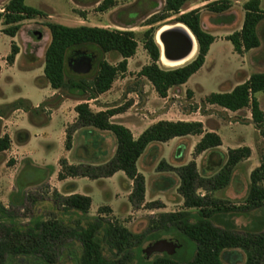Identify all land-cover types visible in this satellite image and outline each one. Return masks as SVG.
Wrapping results in <instances>:
<instances>
[{"label": "trees", "instance_id": "obj_1", "mask_svg": "<svg viewBox=\"0 0 264 264\" xmlns=\"http://www.w3.org/2000/svg\"><path fill=\"white\" fill-rule=\"evenodd\" d=\"M189 0H164L161 14H153L146 25L143 36V48L147 51L150 63L142 66L138 72L145 78L160 97H165L169 89L187 82L203 64L214 36L201 25L200 8L182 12ZM260 0H246L242 7L243 21L240 29L227 36L233 50L239 54L256 48L260 44L258 25L264 19V9ZM113 5V0H103L98 10L105 11ZM229 0H214L206 3L204 8L211 12L221 13L229 9ZM38 8L29 6L25 0H8L0 12L3 33L14 37L20 30L21 22L36 15H43ZM176 16L174 22L184 24L193 34L197 44L195 56L183 65L164 67L160 63L163 57L169 61L163 52V46L155 41L158 28L152 25L170 16ZM49 40L44 49L43 77L49 85L59 91L58 94L43 101L38 108L24 98H18L0 107V115L22 108L29 115L39 111L44 105H57L64 97L74 96L81 100L75 106L76 121L67 127L65 148H71L72 133L82 127H92L98 130L110 131L115 136L113 156L101 164H69L66 159L59 160V180L65 177H87L98 179L112 176L122 171L131 180L132 187L129 201L133 206L142 203L145 193V179L138 171L137 161L144 150L152 142H167L176 137L200 135L194 146V153L200 154L206 150L221 145L220 135L213 130H205L198 120H159L146 127L136 138L129 128L121 123L111 121V117L125 111L124 107H110L94 111L88 101L108 91L120 73L126 71L127 60L136 53L138 42L135 32L131 30L109 29L100 26L77 25L69 26L58 22L44 23ZM98 51L97 69L91 78L84 75H69L66 71V60L70 54H82L81 48ZM18 49L11 44V52L6 61L14 60ZM115 54L119 57L117 63L109 62L103 55ZM86 93L79 96V93ZM264 92V72H255L244 81L236 84L231 90L212 92L205 97L208 104L218 105L229 111L248 108L253 123L264 137V113L259 106L256 94ZM18 142H25L28 134L17 132ZM10 145L8 136L0 137V152ZM250 154L249 147L231 148L227 151L226 161L219 171L211 176L201 175L194 160L175 167L159 163L160 170L174 171L179 179L178 192L183 199V209L176 212H160L149 215L144 231L135 233L116 221L107 217L108 206H100L98 214L88 217L91 198L88 195L72 193L63 195L56 189L52 191L51 204L55 211L63 215L73 212L79 217L75 226L65 222L63 218H44L34 215L26 223L19 221L15 213L0 201V264L19 255H39L46 264H63L59 262L60 249L64 245L73 247L77 244L80 255L73 258L75 264H130L135 256L134 247L148 236L159 233L184 235L194 242V254L190 260H180L163 254L156 257L150 264H223L221 254L225 249L240 248L246 255L244 264H264V226L258 232H238L217 226L211 217L219 211H227L220 207L221 202L208 193L200 195L199 188L211 192L228 185L232 168ZM163 165V168H161ZM47 182V170L32 166L25 160L24 166L15 180L16 190L22 192L31 185ZM247 210H257L264 205V159L250 173V184L244 199ZM149 208H161V203L151 202ZM194 210V211H192ZM69 239V240H68Z\"/></svg>", "mask_w": 264, "mask_h": 264}, {"label": "rangeland", "instance_id": "obj_2", "mask_svg": "<svg viewBox=\"0 0 264 264\" xmlns=\"http://www.w3.org/2000/svg\"><path fill=\"white\" fill-rule=\"evenodd\" d=\"M102 1L61 0L55 4L51 0H26L28 5L40 9L44 14L21 22L23 38L20 37L23 40H20L19 36L13 38L3 33L5 26L1 20L0 54H10L12 43L18 44L22 50L24 49L21 57L17 58L14 63L7 61L3 63L4 66L10 64L0 73V89L3 92V98L12 101L34 89L38 75L41 73L40 65L44 62L43 53L47 45L44 23L52 21L62 22L69 26L87 25L131 30L135 32L138 42L136 53L128 58L126 71L117 76L110 91L105 96H101L97 103L109 108L124 107L128 112L127 117L139 122L138 126L133 128L135 133L144 126L167 118L172 120L179 118L201 119L205 130L216 129L222 143L219 147L200 154L194 153V146L200 139V135L177 137L164 143H150L137 161L138 171L143 174L145 179V193L142 203L136 207L129 201L130 193L127 194V191L132 186L129 187L128 178L123 172H119L111 179L90 180L85 177H76L75 181L58 185V188L62 193L76 190L77 193L89 195L92 200V212L88 211V217L98 214L99 205L113 203V209L109 208L107 217L130 231L139 233L145 230L149 215L183 209V199L178 192V176L174 171L160 170L159 163L163 161V163L178 167L194 160L201 175L211 176L224 165L228 149L245 146L250 148V154L232 168L228 185L211 192L199 188L197 193L200 195L208 193L221 202L220 207L228 208L227 211H219L211 217L212 222L217 226L238 232L260 231L264 226V205L257 210H247L244 209V199L248 192L251 171L264 159V137L253 123L248 108L233 112L224 110L218 105L208 104L204 100L206 95L212 92L227 91L233 88L252 73L264 72V19L257 28L259 46L239 54L233 50L231 42L226 38L229 34L240 29L244 16L242 5L246 0H229L231 3L229 9L221 13L211 12L204 8L206 3L214 0L187 1L181 13L200 8L202 26L207 32L214 35L215 39L209 47L202 66L187 80L188 88L186 86L173 87L169 89L165 97H160L153 86L145 78L140 77L138 72L142 66L150 63L148 53L143 48L142 34L151 26L146 25L148 19L153 14L163 12L164 0H113V5L109 9L100 11L98 5ZM7 2L8 0H0V12L3 11ZM260 7L264 9V0H261ZM48 14L51 16L48 17ZM175 17L174 15L170 16L152 26L159 30L163 26L176 25ZM25 43L28 44L26 47ZM16 47L18 49L17 45ZM31 47H33V51L29 53ZM79 50L82 51V55L92 58L90 70L86 73L73 71L69 62L77 57L74 53L67 57L66 71L69 75L78 74L91 78L97 69L99 53L96 49L88 50L85 47ZM27 56H32L29 61L32 65L34 64V67L29 68L27 65L25 61ZM103 56L113 64L119 60V57L112 53ZM160 63L164 67H175L165 64L161 58ZM0 94L2 95L1 92ZM85 94L80 92L79 96L82 97ZM256 98L264 113V92L257 93ZM90 103V108L94 111L97 110V107L93 106V103L96 102L88 101V104ZM183 112L196 113L186 116ZM111 121L118 122L119 118L115 117ZM107 133L113 141L108 137H102L104 140L102 145L104 148L106 146L107 152H110L116 141L110 131ZM47 149H50V145ZM79 149L80 147H77L71 155L75 157ZM96 149L100 148L96 147ZM96 149L95 146H88L85 157L88 159L92 157ZM53 150L56 152L59 150L57 144L54 145ZM24 161L25 159L21 161L22 165H24ZM48 186L49 188H46L44 183H40L31 185L22 192L13 190L11 193H0V201L9 207L22 223H26L34 215L49 218L54 217V214L57 213L58 217L63 218L65 222H70L71 226H75V220L79 217L77 214L68 212L63 215L62 212L52 208L51 197L54 188ZM151 202L161 203L162 207L149 208L148 205ZM96 206L99 207L96 209ZM158 242L160 244L170 242L176 245L175 252L170 255L176 259L190 260L193 257L195 244L192 240L184 235L159 233L156 237L146 236L139 245L134 247L135 256L130 264H150L156 257L166 254L157 249ZM69 253L74 258H78L80 248L77 244H73V247L64 245L60 249L59 262L75 264L73 258L68 257ZM245 260L246 255L240 248L225 249L221 254L223 264H244ZM7 264H46V262L39 255L27 257L19 255L10 259Z\"/></svg>", "mask_w": 264, "mask_h": 264}, {"label": "crops", "instance_id": "obj_3", "mask_svg": "<svg viewBox=\"0 0 264 264\" xmlns=\"http://www.w3.org/2000/svg\"><path fill=\"white\" fill-rule=\"evenodd\" d=\"M51 1L54 2L55 4L61 2V0H51ZM26 4L28 5V3ZM47 16L49 17L51 16V14H48ZM44 31H45L44 32L45 38L48 43L49 34L45 28ZM22 32H23L22 28H20V30L16 33V35L13 38L19 36L20 40H23ZM16 45L18 46V53L15 55L12 63H14V61H16L17 58L21 57L22 51L24 50V49L22 50V47H20L18 44ZM24 45L26 47L28 44L25 43ZM32 51H33V47L30 48L29 53H32ZM7 55L8 53L4 55L0 54V73L3 70V68L10 66V64H8L7 66L3 65V63L6 62ZM31 59L32 56H27V59L25 58V61L27 65H29V68L34 65L30 63L31 61L29 60ZM40 70L41 73L40 75H38L34 89H32L28 94L24 96L21 95L20 97H18V98L27 99L34 108H38L43 101L59 93V91L53 89L43 77V63L40 65ZM184 86H186V83L179 87H184ZM109 91L110 89L98 95L97 98L90 100V102L93 101L96 102L93 103V106L97 107V110L95 111L105 110L109 108L107 106H103L97 103L99 98H101V96H105ZM0 92L2 93V95L0 94V107L16 100V99H13L12 101L6 100L5 98H3L4 96L1 89ZM80 102L81 100L75 98L74 96H68V97H64L55 106L52 105L42 106V108H40L39 111L35 112L32 115H29V113L23 110L22 108H17L11 111L10 113H8L7 115H2V116L0 115V137L8 136L10 140L9 147L6 150L0 152V193H11L13 190H16L15 180L24 166L21 164V161L23 159L29 161V163L32 166L46 169L48 184L52 186L54 189H56L59 193L63 195H69L72 193H77V191L73 190L66 193H62L61 190L58 188V185H62L69 181L73 182L77 178L70 176L65 177L64 179L61 180L57 178V175L60 171L59 160L61 158L66 159L69 164H80V163L101 164L108 161L113 156L115 143L114 146L110 149V152H107L106 146L104 148V146L102 145L104 143L102 137H108L113 141L112 137L107 133L108 131L98 130L92 127H82L76 129L72 133L71 148L69 150L65 148L66 129L68 126H70L76 121L77 112L75 111V106ZM89 106H91V103L89 104ZM176 110L179 112L178 109ZM192 113H196V112H190V113L183 112V114L186 116H190ZM127 114H128L127 111H123L119 114L112 116L111 120L115 117L119 118L118 123H121L127 128H129L134 138H136L149 125L144 126L141 130L135 133L133 128L138 126L139 122L136 119L127 117ZM165 120H172V119L167 118ZM178 120H192V119L179 118ZM198 120L201 121V119ZM208 130H214V129L208 128ZM19 131L27 132L28 139L25 142H18L17 132ZM214 131H216V129ZM176 138L169 140V142ZM55 144H57L59 149L57 152L53 150ZM49 145H50V149L48 150L47 147ZM88 146H93V147L95 146V149L96 147L100 148L94 150L95 151L94 155L92 157H89V159L85 157L86 154L85 152ZM77 147H80V149L77 155L73 157L71 154L74 152L75 149H77ZM119 172L122 171H117L112 176L104 177V179H111L116 174H119ZM79 178H83V177H79ZM98 179H102V178H98ZM90 180H97V179H90ZM131 184H132L131 180L128 179L129 187L132 186ZM130 190L127 191V194L130 193ZM101 205H107L111 209H113L114 206L113 203H107ZM99 206H96V209ZM89 211L92 212V200Z\"/></svg>", "mask_w": 264, "mask_h": 264}, {"label": "water", "instance_id": "obj_4", "mask_svg": "<svg viewBox=\"0 0 264 264\" xmlns=\"http://www.w3.org/2000/svg\"><path fill=\"white\" fill-rule=\"evenodd\" d=\"M182 25L185 26L184 24ZM159 39L163 44L164 55L169 60H182L186 58L193 45V41L189 33H187V31H185L182 27H170L169 29L162 31L159 35ZM69 63L75 73H86L92 66V58L87 55L79 54ZM157 245L158 250L165 252L168 255H172L176 250V245L170 242L165 244H160L158 242Z\"/></svg>", "mask_w": 264, "mask_h": 264}, {"label": "bare ground", "instance_id": "obj_5", "mask_svg": "<svg viewBox=\"0 0 264 264\" xmlns=\"http://www.w3.org/2000/svg\"><path fill=\"white\" fill-rule=\"evenodd\" d=\"M175 28V27H182V28H184L185 29V31H187V33H189V35H190V37H191V39H192V41H193V45H192V48H191V51H190V53L188 54V56L186 57V58H184V59H182V60H169V61H167V64H169V66H176V65H183V64H185L187 61H189L191 58H192V53H193V51H194V49H195V47H196V49H197V44H196V40H195V37L193 36V34L189 31V29L188 28H186L185 26H183L182 24H176V25H173V26H163L162 28H160L159 30H158V32H157V36H156V41H157V43L159 44V45H162L163 46V44H162V42L160 41V39H159V35H160V33L162 32V31H164V30H166V29H169V28Z\"/></svg>", "mask_w": 264, "mask_h": 264}, {"label": "flooded vegetation", "instance_id": "obj_6", "mask_svg": "<svg viewBox=\"0 0 264 264\" xmlns=\"http://www.w3.org/2000/svg\"><path fill=\"white\" fill-rule=\"evenodd\" d=\"M195 53H196V47H195V49H194L192 55L194 56ZM193 56H192V58H193ZM161 59H162V61H164L165 64H167V60H166L165 58L161 57ZM167 65H169V64H167Z\"/></svg>", "mask_w": 264, "mask_h": 264}]
</instances>
